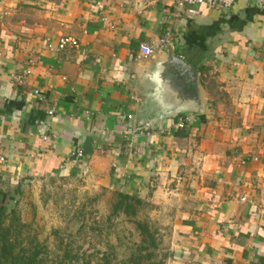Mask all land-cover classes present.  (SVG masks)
Here are the masks:
<instances>
[{"label":"crops","instance_id":"obj_1","mask_svg":"<svg viewBox=\"0 0 264 264\" xmlns=\"http://www.w3.org/2000/svg\"><path fill=\"white\" fill-rule=\"evenodd\" d=\"M176 2L0 0V182L149 203L164 264H264V0Z\"/></svg>","mask_w":264,"mask_h":264},{"label":"rangeland","instance_id":"obj_2","mask_svg":"<svg viewBox=\"0 0 264 264\" xmlns=\"http://www.w3.org/2000/svg\"><path fill=\"white\" fill-rule=\"evenodd\" d=\"M117 193L76 179L44 178L16 186L0 182L3 226L13 225L10 238L17 250L41 246L44 264L166 261L169 251L163 246L154 207L141 201L133 207L134 215L116 214ZM144 228L157 248L147 250L148 242L141 243Z\"/></svg>","mask_w":264,"mask_h":264},{"label":"trees","instance_id":"obj_3","mask_svg":"<svg viewBox=\"0 0 264 264\" xmlns=\"http://www.w3.org/2000/svg\"><path fill=\"white\" fill-rule=\"evenodd\" d=\"M117 197L118 199L113 206V211L116 214L122 211L126 215H132L134 213L132 210L133 207L135 205H139L142 201L136 197L129 196L123 193H117ZM4 222V216L2 215V211L0 210V264H44L43 258L41 257L42 247L40 246V248L37 245L34 246L32 244L31 249L23 247L17 250L12 238H10L13 225L10 224V226L4 227ZM142 230L143 231L141 237L143 239L141 240V243L143 244L145 242H148L146 247L147 250L150 248H157L154 236L149 233V230L147 228H144ZM149 258L150 256L148 255V261L150 260ZM164 262L165 261L161 259L158 264H164ZM104 264L110 263L105 260Z\"/></svg>","mask_w":264,"mask_h":264},{"label":"built area","instance_id":"obj_4","mask_svg":"<svg viewBox=\"0 0 264 264\" xmlns=\"http://www.w3.org/2000/svg\"><path fill=\"white\" fill-rule=\"evenodd\" d=\"M236 0H177V5L180 6H191V5H209V6H216L223 10H230ZM167 44L166 38H160L156 43L151 44H141L140 45V54L143 57H150L153 54L161 51L164 46ZM79 45L78 41L69 37H60L56 44V49L58 51H62L67 49H73L77 48ZM51 47V46H50ZM30 64L31 61L29 62ZM12 81H14L17 84H23L25 81V74H15L12 76ZM48 114H52V111H49ZM129 118V116H128ZM179 127H183V123H179ZM43 140H46L45 137H43ZM75 158H80L82 156V151H77L75 155H73ZM244 201V199H241Z\"/></svg>","mask_w":264,"mask_h":264},{"label":"water","instance_id":"obj_5","mask_svg":"<svg viewBox=\"0 0 264 264\" xmlns=\"http://www.w3.org/2000/svg\"><path fill=\"white\" fill-rule=\"evenodd\" d=\"M167 60H169L170 64L174 65L177 71L181 73H185L188 79L192 78V69L179 57L168 55ZM168 62V61H167ZM192 75V76H191Z\"/></svg>","mask_w":264,"mask_h":264}]
</instances>
